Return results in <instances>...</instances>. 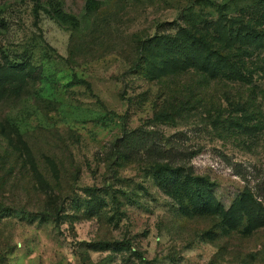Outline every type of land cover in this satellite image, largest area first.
Here are the masks:
<instances>
[{
  "label": "rangeland",
  "instance_id": "obj_1",
  "mask_svg": "<svg viewBox=\"0 0 264 264\" xmlns=\"http://www.w3.org/2000/svg\"><path fill=\"white\" fill-rule=\"evenodd\" d=\"M98 1L0 0V264H264V61L214 27L264 5Z\"/></svg>",
  "mask_w": 264,
  "mask_h": 264
},
{
  "label": "trees",
  "instance_id": "obj_2",
  "mask_svg": "<svg viewBox=\"0 0 264 264\" xmlns=\"http://www.w3.org/2000/svg\"><path fill=\"white\" fill-rule=\"evenodd\" d=\"M33 1H34L35 11H37V9L42 7L38 4L39 0H33ZM252 2H253L252 5H264V0H252ZM99 4L100 1L98 0H86L85 13L88 14L96 10ZM42 9L52 18L65 19L72 22L77 21L75 16L66 14L60 8L56 7L54 10H49L45 7H42ZM261 15L263 16L264 13L262 12ZM225 21H228V23L230 24L228 27L219 24H215L214 27H215V31L220 35L223 34L227 38V40H233L236 43L242 45V46H238L237 48H234L236 49L237 53L233 52L232 56L234 57L241 54L243 56H247L248 58L249 57L252 58L255 55L256 61H260V62L264 61V58L261 59L257 58L260 52H258V54H255L257 53L256 50H264V24H261L260 21L258 20L256 21L253 18L244 19L242 17L241 18L236 17L235 19L226 18ZM188 33L193 38L192 40L193 46H197L201 54L206 53V55L202 58V63L199 66L200 69L205 71H210L213 75L216 74L217 65L224 62L222 60L223 58L222 55L224 54L223 53L224 47L215 46L214 48L212 44L207 40H205L201 35L195 32H188ZM5 64L7 65L6 67H4L5 66L4 64L3 65L0 64V70L9 69L14 66L20 70H23L24 68H28L29 71L32 70L31 67H27L24 63H15L9 61L8 59L5 60ZM230 64H231V68L235 70L236 65L233 62H231V59H230ZM12 77H13V73L9 74V72L7 71L6 73L1 74L0 85L10 81ZM169 176L172 178L174 177V174L171 173L170 175H168V177ZM192 180L194 187H196L194 190V197L201 204L207 206L208 204L207 197L206 195L204 196V193L200 190L199 187L200 185L196 183L197 178H192ZM103 245L109 248L110 244L104 242Z\"/></svg>",
  "mask_w": 264,
  "mask_h": 264
}]
</instances>
